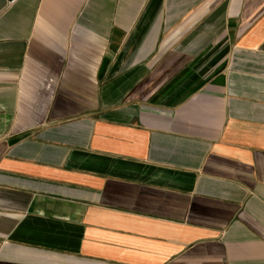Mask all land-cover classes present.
Returning <instances> with one entry per match:
<instances>
[{"label":"crops","instance_id":"1","mask_svg":"<svg viewBox=\"0 0 264 264\" xmlns=\"http://www.w3.org/2000/svg\"><path fill=\"white\" fill-rule=\"evenodd\" d=\"M0 264H264V0H0Z\"/></svg>","mask_w":264,"mask_h":264},{"label":"built area","instance_id":"2","mask_svg":"<svg viewBox=\"0 0 264 264\" xmlns=\"http://www.w3.org/2000/svg\"><path fill=\"white\" fill-rule=\"evenodd\" d=\"M16 0H6V2L8 3V4H11V3H13V2H15Z\"/></svg>","mask_w":264,"mask_h":264}]
</instances>
